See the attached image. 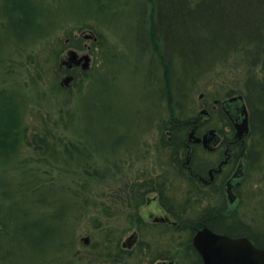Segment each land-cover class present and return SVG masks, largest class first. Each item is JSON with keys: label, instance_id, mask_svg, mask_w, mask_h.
I'll use <instances>...</instances> for the list:
<instances>
[{"label": "rangeland", "instance_id": "obj_1", "mask_svg": "<svg viewBox=\"0 0 264 264\" xmlns=\"http://www.w3.org/2000/svg\"><path fill=\"white\" fill-rule=\"evenodd\" d=\"M29 1L32 26L23 27L13 25L16 20L9 21L8 4L0 0V58L6 44L7 52L10 45L25 46L23 54H16L17 62L26 63L19 67L20 84L16 87L20 89L18 99L26 103L23 121L24 135L28 136L21 138L14 150L0 151V220L8 223L9 230L2 235L0 223V264H152L150 258L162 250L168 255L181 254L183 249L177 242L183 241L187 230L162 233L164 225L152 226L151 221L139 230L142 245H149L145 255L140 252L144 249L137 247L114 261L109 254L115 246L110 251L104 248L107 229L114 232L112 238L121 241L138 228L131 223L134 211L144 218L146 212L161 213L157 201L146 205L137 202L129 191L132 181L146 174H166V170L172 174L166 151H161L159 144L158 123L167 117V109L157 93L153 94L154 82L161 78L163 68L146 42L150 9L143 4L145 0ZM77 41H81L79 47ZM59 46L62 60H68L70 48L79 56L88 55L85 72L81 64L66 65L68 70L58 66ZM183 53L168 49L164 56L176 86L175 95L188 99L187 114L196 112L200 93L223 96L230 89L245 90L249 76L254 83L264 75V53L258 63L250 62L244 52L205 60ZM85 73L89 78L81 80ZM60 115L63 121L73 123L68 131L56 126ZM44 133L50 140L53 134H81L77 141L91 147V158L103 170L102 176L90 177L85 183L83 171L74 168L72 157L67 161L63 157L58 164L44 159L39 149L27 142L33 135L38 139ZM117 136L120 140L114 142ZM10 152L15 153L2 155ZM25 172L33 179L29 185L34 182V193L21 187L25 186L20 184ZM40 178L49 185L47 189L39 188ZM170 185L177 192L185 183L173 173ZM41 193L46 199L43 206L36 200L42 198ZM176 196L180 197V192ZM143 205L148 211H143ZM194 205V201L187 202L186 215L192 217ZM43 208L58 213L52 218L40 217ZM26 220L28 226L20 229ZM55 231L62 233L61 237ZM180 257L175 264H199L193 254L187 260Z\"/></svg>", "mask_w": 264, "mask_h": 264}, {"label": "trees", "instance_id": "obj_2", "mask_svg": "<svg viewBox=\"0 0 264 264\" xmlns=\"http://www.w3.org/2000/svg\"><path fill=\"white\" fill-rule=\"evenodd\" d=\"M5 2L8 4L9 21L13 20V23L16 20L13 25L32 26V15H30L32 11L29 10V0H25L24 2L20 0H5ZM143 4L147 5L150 9L146 42L150 44L152 54L161 63L160 67L163 68L161 78L154 82L153 94L157 93L159 96L157 98L164 101L166 105L167 117L158 123L159 144L162 148L161 151H166L168 156L166 163L168 169L172 170V164L177 160V158H174V155L177 157L178 154L174 150V147L177 148V144L187 136V121L190 114H187L186 105L188 104V99L182 94L175 95L174 93L176 86L172 84V72L168 70L169 62H167L164 56L165 52L170 49L174 51V54L176 52L193 53L196 56V60H205L209 59V57L224 59L230 52H235L236 55L244 52L248 53L247 58L250 62H261L264 53V0H145ZM69 36L71 37V35ZM204 45L208 46L204 47ZM6 48L3 53L4 57L0 58V61H3L0 67V151L3 152L14 150L17 144L21 142V138H28V136L24 135L26 126L23 121V108L26 103L18 99L20 98V89L17 86L20 84L17 72L20 73L19 67L24 68L26 63L25 61H16V54H21L25 46L16 45L14 47V44L10 45L8 52ZM56 50L57 65L59 66L60 56L58 53L62 50V46H59ZM83 72L85 71L83 70ZM152 72L153 69L151 68L149 73ZM84 76L89 78L90 75L85 73L81 76V80L84 79ZM60 111L62 112V110ZM63 119V116L60 115L59 119L55 120L56 126L62 125L68 131V127L73 125V123L69 119L68 122L66 120L63 121ZM61 120L63 122H60ZM165 129L169 130L167 134L165 133ZM80 137H82L81 134L75 137L53 134V140H50L47 134L44 133L38 139H36V135H33L32 139L27 142L33 144L35 149H39L40 155L46 160L50 159L53 164H58L63 157L66 158V161L69 157H72L74 168L77 170L82 169V180L88 183L90 177L102 176L103 170L95 158H91V153L93 152L91 147H88L84 141H77ZM58 140H61L64 144H59ZM119 140L120 138L117 136L114 142H118ZM59 145H63V147L59 148ZM11 153L15 152L3 153L2 155L9 156ZM112 164L116 163L112 162ZM84 173H87L89 177H85ZM99 173L101 175H98ZM143 176L140 179H134L129 190L135 199H137V202L143 203L147 193L155 190L158 192L159 201L166 204L164 194L171 187V178H166L163 172ZM21 178L20 184L23 185L25 183V186L21 187L34 193L36 191L33 187L34 182L29 185L33 180L32 177L28 176L25 172L21 175ZM167 179L169 180L167 181ZM38 184L42 190L47 189L46 187L49 186L46 185L44 178H40ZM41 195L42 198L38 197L36 200L42 201L43 206L46 199L44 193H41ZM75 201L78 202V199H75ZM168 209L173 214L175 211L186 214L184 211L185 207L175 209V211L169 207ZM41 213L40 217L52 218L58 212L43 208ZM130 215V218L134 217L131 223H136L139 229L147 224L145 222L138 224L139 220L142 219L135 211ZM190 218L192 220L193 216ZM1 222V233H3L2 235H7L9 231L8 223L0 220ZM151 225L156 226L153 223ZM196 225L200 226L199 224ZM22 226L26 229L28 221L26 220L25 226L24 224L21 225L20 229H22ZM95 226L101 227L99 225ZM165 226H168L169 229L164 228L162 232H177L175 229L178 227H173L172 225ZM194 228L196 229V227L188 226L185 229L188 235L181 245H187L188 249H191L189 241ZM55 232L56 235L61 237L62 233H59V231ZM113 233L111 229H107L104 232V248H106V251H110L112 245H114L115 251H110L109 256L113 257L114 261H119L124 257V254L121 253L118 244L119 238L115 239L111 237ZM229 233L231 234V232ZM34 234H36V231L31 234V237ZM2 255H4V252ZM168 258H173V255L168 256Z\"/></svg>", "mask_w": 264, "mask_h": 264}, {"label": "flooded vegetation", "instance_id": "obj_3", "mask_svg": "<svg viewBox=\"0 0 264 264\" xmlns=\"http://www.w3.org/2000/svg\"><path fill=\"white\" fill-rule=\"evenodd\" d=\"M197 103L196 112L191 113L187 121V136L177 144V148L174 147L178 154L177 157L174 155L177 160L172 164V174H165L171 181L173 173L183 179L185 185L179 187L177 191L180 192V197H177V192L172 191L170 187L164 194L165 204L159 201L157 191H151L155 193L154 196L150 198L146 195L144 204L157 201L161 213L151 215L146 212V218L139 213L142 220H139L138 224L151 221L153 224L178 227L176 231H183L188 226L196 227L194 230L208 226L215 232L233 237H246L255 245L262 247L264 75L254 83L249 76L245 90L230 89L223 96H207L202 92ZM166 132L169 130L166 129ZM188 201L195 203L192 220L189 215L175 211L186 207ZM145 205L142 209L148 211ZM168 207L175 213L173 214ZM134 224L137 227V224ZM137 229L133 230L136 232V238L132 245L123 246L124 239L119 241L122 254L132 253L137 247L144 249L140 250L144 255L147 253L146 246L149 245L148 243L146 246L142 245L143 240L139 238ZM191 237L189 241L191 249H188L187 245H181L182 253L175 256L174 253L168 255L162 250L160 254L152 256L153 260L150 258L152 264H175L180 256L187 260L190 254L202 264L200 255L191 244ZM170 255L174 257L168 258Z\"/></svg>", "mask_w": 264, "mask_h": 264}, {"label": "water", "instance_id": "obj_4", "mask_svg": "<svg viewBox=\"0 0 264 264\" xmlns=\"http://www.w3.org/2000/svg\"><path fill=\"white\" fill-rule=\"evenodd\" d=\"M68 54L74 62L83 60L82 67L88 65V55L78 56L75 50H69ZM135 238L136 232L133 231L125 237L122 245H132ZM191 242L201 255L203 264H264V247L254 245L243 236L232 237L202 226L193 234Z\"/></svg>", "mask_w": 264, "mask_h": 264}]
</instances>
